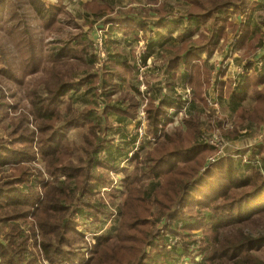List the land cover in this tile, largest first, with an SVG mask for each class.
I'll use <instances>...</instances> for the list:
<instances>
[{
  "label": "trees",
  "instance_id": "1",
  "mask_svg": "<svg viewBox=\"0 0 264 264\" xmlns=\"http://www.w3.org/2000/svg\"><path fill=\"white\" fill-rule=\"evenodd\" d=\"M96 1L80 16L93 26L114 12L119 2L122 5V0ZM245 1H192L201 7L200 16L212 20L208 27L213 33L211 38L201 34L202 41L198 42L193 36L165 40H156L159 38L156 34L149 37L146 48L149 51L142 56L143 67L157 56V52L151 51L153 46L159 45L157 50H163L172 44L174 49L166 71H154L164 79L146 83L145 92L140 89V81L132 82L131 89L126 88L128 80L116 70L119 66L129 69L132 66L125 55L112 50L122 45L124 38H105V63L113 69L111 72L107 67L96 70L100 63L96 53L85 50L84 58L69 55L77 65L55 70L43 87L45 96L35 90L29 110L19 106L9 108L14 110L12 115L17 120L10 131L8 145L0 139L1 264H43L44 258L52 259L53 264H76L74 258L79 256L82 259L79 264H190L186 260L195 251L201 254L199 264H264V258L256 251L259 248L256 244L264 241V235L255 239L243 229L235 230L242 224L239 222L264 210L255 209L264 202L252 203L264 198V175H260L264 165L255 169L252 161L260 156L258 164L264 163L261 158L264 144L254 145L246 150L249 153H241L248 156V162L240 158L236 163L228 159L230 156L213 165L210 158L217 150L208 143L211 139H202L210 125L216 128L213 121L220 127L226 126L225 119L219 121V118L239 114L241 120L228 131L229 139L222 136L221 139L240 145L239 135L253 140L264 124V91L255 92L253 99L247 101L246 73L253 67L249 62L243 67L244 73L234 71L235 77L230 81L235 82V88L228 96L218 97L219 109H214L208 106L204 92L196 89L203 77L199 65L189 63L190 59L199 58V50L230 44L225 26L220 24V14L229 6L241 8ZM261 1L256 3L260 5ZM30 6L37 9L43 20L50 19L39 0H32ZM197 18L198 15L189 14L186 20L201 27ZM166 21L158 23L163 25ZM142 27L144 31L150 29L149 22H142ZM246 27L252 34L251 40H256L252 26L248 23ZM239 29L240 26L232 34L236 40L241 39ZM246 37L245 34L244 41ZM18 44L34 49L30 42ZM260 44L263 46L264 41ZM0 63L7 66L9 60L0 57ZM53 63L56 67L59 65V56ZM139 67L140 64L135 69L137 72ZM190 67L194 72L197 69L198 75ZM224 74L223 69L216 67L208 75L203 73L207 78L213 76V87ZM206 83L204 79L202 85ZM263 83L259 78L253 81L254 86ZM190 92L196 95L192 93L195 99L191 101ZM187 102L189 106L183 116L185 132L167 135L152 148L139 144L136 130L141 124L142 111L148 120L146 136L157 139L170 121L168 117L180 114ZM61 104L66 105L65 112L52 109ZM6 106L0 105V108ZM170 109L175 111L170 113ZM242 125L248 128L247 133L238 129ZM72 127L87 128L81 143L70 139L68 130ZM133 163L136 164L134 172H127L124 167ZM42 165L44 168L39 167ZM223 167L218 184L207 179L211 170ZM204 169H208L207 173L201 176ZM238 169L253 172L249 175L252 177H241ZM111 172L123 174L122 189L119 194L110 193L108 198L103 195V189L118 186L108 176ZM198 194L200 199L196 198ZM244 202L252 210L235 215L236 208L244 211ZM194 205L198 211L193 210ZM108 217L111 226L103 227ZM77 220L88 222L93 230L78 227ZM204 226L208 227L203 232L204 238L193 231ZM96 228L99 230L95 232ZM102 232L103 235L96 236ZM90 238L95 241L94 246L83 247ZM85 253L86 257L82 258Z\"/></svg>",
  "mask_w": 264,
  "mask_h": 264
},
{
  "label": "rangeland",
  "instance_id": "2",
  "mask_svg": "<svg viewBox=\"0 0 264 264\" xmlns=\"http://www.w3.org/2000/svg\"><path fill=\"white\" fill-rule=\"evenodd\" d=\"M32 0H0V57L3 60H9V64L6 66L0 63V105H7L5 108H0V139H3L5 144L8 145V141L11 139L10 131L14 127V121L17 118L13 117L14 113L13 106H19L23 109L29 110L31 107V95L33 91L40 90V92L45 96L43 87L47 81L52 79V73L55 70H65L71 68V66L77 65L76 61L70 59L69 55L78 54L80 57H86V51L88 53H96L100 59V63L96 70L101 71L104 67H107L111 72L113 69H110V66L105 63L106 53L103 49L104 39L112 38L119 39L124 38L122 45H117L112 48L113 51L122 53L130 60L131 67L130 69L124 66L117 67V71L125 77L128 82L125 83V87L131 89V83H137L140 81L141 91H147L146 83H153L156 81L163 80L159 78L158 80L154 79V71H159V73H164L166 71L167 63L172 59L174 45H169L163 50H157L158 46H153L151 50L153 53L157 52L155 59H150L148 65L150 68L144 70L142 56L144 53H148L149 49L147 48V39L149 37H154L155 34L159 38L165 40L166 38H175L180 39L193 36L196 41H202L201 34L207 35L208 38L213 36L212 32H209V26L212 23V20L204 19L202 15V10L199 4H192L193 0H122V5L112 12L108 16L101 20H97L93 25L89 24L87 21L80 19V16L83 15V12L87 13L89 5L95 3L96 0H39L44 4V12H47L50 16L49 20H43L42 16L38 14L39 12L35 8L30 6ZM258 0H246L245 5L232 6L224 9L222 14H220L221 26H225V31L230 39L227 46L219 47L220 45L211 46L208 50H199L197 53L199 58L197 60H189L190 66L199 65L200 74L203 76L199 83L200 87H196L197 91H203L206 100L208 96H228L233 89L235 88V82H231L230 79L234 77L233 73L235 69L239 66H245L249 62L253 64V67L246 73L247 79L245 83L247 85V92L249 100H252L255 96V92L264 91V83L254 86L253 81L256 78L264 80V45L260 44V41H264V2H260V5L256 3ZM97 2V1H96ZM75 13L70 14V11ZM122 12V13H121ZM75 14V16H74ZM189 14L199 20L198 23H201V27L194 26L189 21L186 20L189 18ZM92 19V18H90ZM167 19L166 23L160 25L158 22H163ZM142 22H149L150 29L146 31L143 30ZM252 26V31L257 35L256 40L252 39V34L248 31L246 27L247 24ZM167 24V25H166ZM245 26H241V25ZM240 26L238 34L241 33V39L236 40V36H233ZM112 33V35L110 34ZM233 34V35H232ZM247 35L245 41L243 36ZM30 42L34 46L33 51H31L26 45H20L18 43ZM128 42L132 44H128ZM223 43H226L225 39H222ZM151 44L149 45V47ZM261 49V50H260ZM258 55V57H257ZM56 56H59L60 63L56 67L53 63ZM257 57V58H256ZM255 61L256 64L254 63ZM140 64V72L135 70L137 65ZM223 69L225 74L219 79L216 87H213L211 78H207L209 71H212L214 68ZM82 66V70H83ZM190 67V71L194 75H198V70L195 72ZM203 73H207L206 76ZM152 76H149L151 75ZM137 77V80L135 79ZM204 79L207 81L206 84L202 85ZM136 80V81H135ZM115 84L116 81L114 80ZM189 92V91H188ZM193 93V92H192ZM194 94V93H193ZM193 94H189L190 99H195ZM115 99V98H113ZM208 103V101H207ZM246 103V101H245ZM148 104V101H147ZM208 106L209 103H208ZM211 107V106H210ZM214 109H217L213 107ZM53 110H60L65 112L66 105L53 106ZM7 110V111H6ZM8 112V113H7ZM183 116L184 113H180L175 117H168V121L163 130L159 132L157 142H152L146 136L148 131V124H145L143 129V135L139 132L141 124L137 126L136 132L139 134V142L146 144V149L155 147L159 141H162L167 135H175L177 132H185V126L183 125ZM210 116V115H209ZM216 116V115H215ZM14 119L12 122L11 120ZM219 121L225 119L227 125L220 127L218 122L213 121L216 125H210V127L203 132L202 139H210L213 137H225L229 139L228 131L232 130V127L241 120L239 114L235 116H228L219 118ZM140 120V118H139ZM138 120V121H139ZM211 119L208 120L210 124ZM245 125V124H244ZM239 126L240 131L244 133L248 132L246 126ZM244 126V128H243ZM87 132V128L72 127L68 130L70 139L75 143H81L83 140V135ZM261 133L257 134L253 140H247L243 135H239L238 141L242 142V145L239 143L236 144V148L233 147V151L224 154L223 158H220L218 161L212 163L213 165L224 160L226 157L233 160L237 163L240 158H244L246 162L249 161L248 156H243L241 153H249L246 150L252 149L254 145L263 143L259 140ZM264 144V143H263ZM213 155V154H212ZM211 154L207 157V159ZM264 159V154L261 156ZM38 159V156L37 158ZM260 156L255 157L253 161V167L255 169L259 168L264 163L261 161V164H258ZM33 165H39V163ZM136 164H129L124 167L129 173H133L135 170ZM44 168V166H39ZM212 167V166H211ZM209 169V168H208ZM208 169H204L201 173V176L207 173ZM221 169L211 170L212 172L207 174V179L212 180L214 184H218L219 177L222 176ZM241 171V177L245 175L246 177H252L253 172ZM103 173L104 171H100ZM107 173V172H105ZM260 175H264V172H260ZM110 179L114 180L115 184H118L117 187L107 186L103 189V195L109 198L110 193H118L122 189L120 185V179L123 174H118L111 172L108 174ZM213 186V185H211ZM211 186L208 190L212 189ZM211 191V190H210ZM242 190L241 192H243ZM122 195L119 198V202L122 204L123 197ZM195 197V196H193ZM199 194L196 198H199ZM205 199L204 197H202ZM264 202L253 200V205H257ZM244 211H239L238 208L235 209L234 214H247L252 209L249 208L247 202L243 204ZM194 211H198L196 205L192 206ZM249 208V209H248ZM264 208V203L256 207L255 209ZM252 213V212H251ZM106 219V217H105ZM78 227H85L87 230H93V226L88 222H80L77 220ZM105 225L111 226V218H107ZM113 220V224H114ZM239 223L240 224L235 230L243 229L248 234H250L255 239H258L259 236L264 235V210L253 213V215ZM87 224V225H85ZM100 226V225H98ZM97 227V226H96ZM207 226L203 228L194 229L193 231L196 234H199L200 237H203V232L207 229ZM99 228L95 229V232ZM234 230V229H233ZM0 235H2V230L0 229ZM103 235L102 233L96 234V236ZM164 237L171 239L169 235ZM1 238V237H0ZM204 238V237H203ZM95 244L93 239H88V242L82 244L83 247L92 248ZM257 252L259 255L264 258V241H258L256 244ZM84 254L83 257H86ZM200 252L192 253L188 256L186 261H189L190 264H199L201 261ZM76 264H79L82 259L81 256L74 258ZM74 263L73 261H70Z\"/></svg>",
  "mask_w": 264,
  "mask_h": 264
},
{
  "label": "built area",
  "instance_id": "3",
  "mask_svg": "<svg viewBox=\"0 0 264 264\" xmlns=\"http://www.w3.org/2000/svg\"><path fill=\"white\" fill-rule=\"evenodd\" d=\"M257 57H258V55H257ZM256 62H258V61H255L254 63L256 64ZM243 67H244V65L243 66H239V67H237L235 69V71L239 72V73H244V68ZM148 68H150L149 65L143 67L144 70H146ZM233 75L235 77L234 73H233ZM149 76H152V74L149 75ZM153 77H154L155 80H158L159 78H161L157 74H154ZM156 82H158V81H156ZM153 83H155V82H153ZM153 83H150V84H153ZM189 94H192V93L190 92ZM188 98H189V95H188ZM217 99H218V96L210 95V96H208L207 101H208V103H209V105L211 107H215V108L219 109V102L216 101ZM191 100H193V99L189 98V101H191ZM188 106H189V102L185 103V108H184V110H182L181 113H184L185 109L188 108ZM174 111H175V109H170L169 110L170 113H173ZM140 121H141V127L139 129V132L143 135L144 126H145V124H148V120L146 119V113L144 111L141 112ZM210 139L211 140H209L208 143L217 150L216 151V155L210 158V162L211 163H214V162L218 161L220 158H223L224 154L225 155L227 153L230 154V152L233 151V149H232L233 147L236 148V144H231L227 140H226V142H224L221 139V137H217L216 136V137H213V138H210ZM149 140H151L152 142L156 141L155 139H152V138H149ZM139 144H140V142H139ZM0 264H1V262H0ZM43 264H53V261L50 258H44L43 259ZM63 264H70V263H63Z\"/></svg>",
  "mask_w": 264,
  "mask_h": 264
},
{
  "label": "water",
  "instance_id": "4",
  "mask_svg": "<svg viewBox=\"0 0 264 264\" xmlns=\"http://www.w3.org/2000/svg\"><path fill=\"white\" fill-rule=\"evenodd\" d=\"M260 133H261V137H260V139L259 140H261L262 142L264 141V124L262 125V127H261V131H260ZM264 143V142H263ZM263 143H260V144H263Z\"/></svg>",
  "mask_w": 264,
  "mask_h": 264
},
{
  "label": "crops",
  "instance_id": "5",
  "mask_svg": "<svg viewBox=\"0 0 264 264\" xmlns=\"http://www.w3.org/2000/svg\"><path fill=\"white\" fill-rule=\"evenodd\" d=\"M166 20V19H165ZM166 23V22H165ZM161 25V24H160Z\"/></svg>",
  "mask_w": 264,
  "mask_h": 264
}]
</instances>
